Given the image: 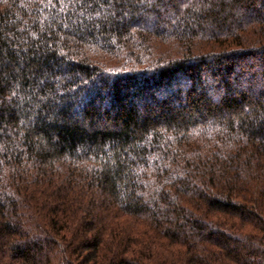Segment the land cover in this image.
Here are the masks:
<instances>
[{"label": "trees", "instance_id": "trees-1", "mask_svg": "<svg viewBox=\"0 0 264 264\" xmlns=\"http://www.w3.org/2000/svg\"><path fill=\"white\" fill-rule=\"evenodd\" d=\"M0 264H264V0H0Z\"/></svg>", "mask_w": 264, "mask_h": 264}]
</instances>
